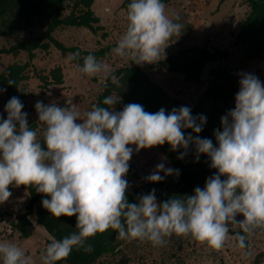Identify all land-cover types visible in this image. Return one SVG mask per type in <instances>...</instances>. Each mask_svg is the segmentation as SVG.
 Returning a JSON list of instances; mask_svg holds the SVG:
<instances>
[{
    "label": "clouds",
    "instance_id": "1",
    "mask_svg": "<svg viewBox=\"0 0 264 264\" xmlns=\"http://www.w3.org/2000/svg\"><path fill=\"white\" fill-rule=\"evenodd\" d=\"M127 21L113 52L138 65L161 60L169 41L183 28L166 14L162 0H130ZM78 55L72 54V59ZM76 67L86 76L103 73L106 79H115L92 54ZM234 99V108L213 131L214 144L192 135L203 130L207 117L194 116L187 106L153 113L129 103L117 112L113 110L117 99L109 96L103 100L106 106L94 104L81 114L71 100L65 107L37 101L38 135L29 126L23 103L11 97L4 106L7 117H0V203L11 197L10 185L31 186L48 197L41 204L53 217L75 215L76 231L59 240L50 238L41 264H58L73 248L91 252L88 240L109 229L119 239L152 246H164L176 236L220 250L232 225L240 230L235 237L238 247L244 248L246 236L264 229V83L254 74H241ZM186 129L191 133L185 135ZM164 144L172 151L183 149L178 159L194 146L197 160L206 155L215 175L190 195L158 202L153 189L130 203L125 177L131 146L139 151ZM161 172L179 174L160 163L146 180L162 181ZM0 264H29V257L15 243L0 242Z\"/></svg>",
    "mask_w": 264,
    "mask_h": 264
},
{
    "label": "rangeland",
    "instance_id": "2",
    "mask_svg": "<svg viewBox=\"0 0 264 264\" xmlns=\"http://www.w3.org/2000/svg\"><path fill=\"white\" fill-rule=\"evenodd\" d=\"M124 0H95L92 5L94 14L100 19L103 30L93 34L90 30L80 28L58 29L53 36L66 46H79L91 50L111 46L108 55L100 60L109 67L111 74L129 64V60L117 56L113 49L123 35L128 21L127 11L123 7ZM166 5V14L183 25L179 36H173L165 48V55H176L191 47H206L213 50L233 49L232 54L220 62L208 63L198 81L186 80L183 75L167 72L151 64H141L149 78L158 84L167 95L189 108H198L207 113L220 125V119L235 106V95L239 91L241 74H254L264 83V58L247 59L243 50L251 45L245 38L236 41L241 23L249 14V7L244 0H162ZM179 18L178 20L176 18ZM105 34V36H102ZM25 34L0 39V48L8 47L24 40ZM161 59V60H162ZM19 64L26 68V78L19 87L28 92L26 112L29 123L34 124L39 135L38 116L35 110L37 101L44 104L56 103L66 106L71 100L81 114L90 109L100 93L106 78L103 73L86 76L77 71L76 65L70 63L68 56H63L54 47L48 51H36L34 58L29 59L26 53L0 54V72L8 65ZM60 68L63 75L61 85H43L38 74L49 75L50 71ZM115 77V76H114ZM113 83L117 80L109 78ZM232 94L231 102L224 106L206 97V92ZM210 98V95H207ZM7 102L0 93V114L7 117L4 106ZM124 105H113L114 111H120ZM78 123L81 121H77ZM18 127V125H17ZM129 161L132 170L143 180L149 176L160 163L171 168L157 147L140 149L135 146ZM160 174H164L161 172ZM129 183L127 193L137 187L138 179L125 177ZM11 197L0 203V242H12L25 251L29 264H41L40 256L50 235L38 225L34 214L29 220L34 225L31 237L23 239L13 224L18 216L26 212L29 201L28 192L15 185H10ZM141 194H147L141 191ZM237 219H243L237 216ZM232 231L225 245L220 250H213L187 237L172 236L164 246H152L151 243L138 240L127 241L117 239L115 251L103 255L95 264H264V229H257L246 236V246L238 247L236 234L238 228L230 225Z\"/></svg>",
    "mask_w": 264,
    "mask_h": 264
},
{
    "label": "trees",
    "instance_id": "3",
    "mask_svg": "<svg viewBox=\"0 0 264 264\" xmlns=\"http://www.w3.org/2000/svg\"><path fill=\"white\" fill-rule=\"evenodd\" d=\"M94 1L0 0V39L26 35L24 40L0 48V54L26 53L29 59H33L36 51L46 52L54 47L63 56H68L70 63L76 66L77 64L82 66L83 58L89 54L94 55L100 61L109 54L111 46L84 50L79 46H66L53 36L58 29L67 28H84L90 30L93 34L102 31L100 19L92 10ZM244 1L250 11L241 23L236 41L245 38L251 42V45L243 50V54L247 59H262L264 58V0ZM128 3H130V0H124L123 2L126 11ZM102 36H105V34H102ZM232 52V48L211 51L206 47H191L176 55H169L153 66L167 72L181 74L186 80L198 81L208 63L223 61ZM75 53L79 54L78 58L72 59V54ZM25 71L24 65L11 64L0 72V89H4L2 93L5 101L8 102L11 97H17L24 105L23 112L26 110L28 92L19 87V83L26 78ZM114 76L117 82L113 83L108 78L92 105L106 106L103 104V100L110 96L117 99L115 103L117 105L125 106L129 103H138L146 111L153 113L161 108H164L166 112H170L173 108L185 106L171 99L162 87L153 82L147 73L143 71L141 64L129 62L127 66L118 69ZM38 79L45 86L61 85L63 83L60 68L53 69L49 75L38 74ZM9 80L14 83L10 85ZM205 95L208 99L224 106H227L233 99L232 94L218 93V91L206 92ZM207 95H210V98ZM91 107L89 110H91ZM190 109L194 116L202 114L207 117L203 130L198 134L192 133V135L212 139L215 144L213 131L219 129L220 125L213 117L202 110L198 108ZM0 117L6 118L1 114ZM29 126L35 128L34 124L29 123ZM190 133L191 129L185 130V135ZM156 147L163 154L171 168L179 170V174L168 176L160 174L164 176V179L157 183H151L141 179L129 165L127 176L138 179L134 191L127 193L130 203L136 202L137 197L142 195L141 191L148 193L153 189H155L158 202L166 201L172 196L190 195L196 187L203 188L205 180L216 173V170L209 166L210 160L206 155L200 154L197 160L195 148L192 145L189 146L183 159H178L183 149L172 151L168 144ZM221 178L224 179V177ZM18 188L26 190L29 195L26 212L18 216L17 221L13 224L21 238L27 239L34 232V225L29 220L31 214H34L36 223L42 226L51 238L54 237L59 240L76 231L75 215L55 218L41 204L43 199L48 198L46 195L37 193L35 187L20 185ZM231 233L232 231L229 229V234ZM117 239L116 232L111 229L102 234H97L88 240V243L92 245L91 252L73 248L70 256L66 260L59 261L58 264H95L103 255L115 251Z\"/></svg>",
    "mask_w": 264,
    "mask_h": 264
}]
</instances>
